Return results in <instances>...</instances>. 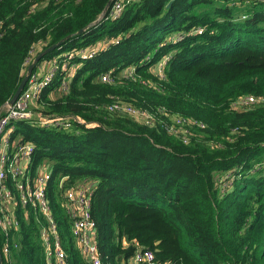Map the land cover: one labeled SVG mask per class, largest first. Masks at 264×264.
<instances>
[{"label":"trees","instance_id":"obj_1","mask_svg":"<svg viewBox=\"0 0 264 264\" xmlns=\"http://www.w3.org/2000/svg\"><path fill=\"white\" fill-rule=\"evenodd\" d=\"M109 2L0 0V109L32 57L67 35L32 70L71 49L118 41L74 59L66 91L59 57L37 96L33 110L84 123L17 121L11 132L33 145V166H50L47 197L68 263L87 264L63 192L94 181L90 212L102 264H131L137 249L152 250L161 264H264V106L232 108L238 96H264V0H136L114 19L106 18ZM174 33L182 38L168 40ZM130 65L135 79L123 76ZM110 70L113 82H101ZM113 101L152 118L110 112ZM174 116L204 126L188 122L172 134ZM22 212L12 264H45L42 218Z\"/></svg>","mask_w":264,"mask_h":264},{"label":"built area","instance_id":"obj_2","mask_svg":"<svg viewBox=\"0 0 264 264\" xmlns=\"http://www.w3.org/2000/svg\"><path fill=\"white\" fill-rule=\"evenodd\" d=\"M136 0H111L106 11V18L114 19L121 15L127 4ZM202 28L196 29L201 34ZM182 38L180 34H172L168 40L177 41ZM109 42H118L112 39ZM108 42V43H109ZM107 43V44H108ZM107 44L96 42L89 46L71 49L52 61L32 70L24 85V88L13 103L7 101L0 109V253L9 264H12L11 252L19 247L15 241V234L20 230V221L17 209L20 207L23 216L26 217L28 210L35 211L42 218L40 238L42 241L45 264H69L66 252L58 233L57 223L47 197V183L51 177V169L47 162L37 166L32 165L34 147L32 144L22 141L19 137H11L13 124L17 121L32 122L38 125L69 127L70 121L84 123L77 116H47L40 111L33 110L36 107V99L41 90L53 79L59 67L58 58L62 57L61 68L64 70L63 80L59 87L66 91L69 80L75 73L78 63L74 59H91L97 52L105 49ZM170 55H164L157 64L155 72L162 74L165 63ZM146 59H149L146 56ZM135 67L130 65L124 68L123 76L135 79L137 76ZM99 80L104 83H112L110 71L99 74ZM254 105L264 106V96L251 94L238 96L232 102V108L240 109ZM106 109L110 112H120L126 115L140 117L143 120L151 119L152 116L130 104L121 101L109 103ZM204 125L197 121H188L180 116H174L172 123L168 125V131L172 134L180 133L187 123ZM91 126L93 123H86ZM63 176L61 182L66 180ZM92 181L68 186L63 192V206L71 220V235L79 254L87 264H102L98 247L94 240L95 221L91 216V194L94 187ZM93 183V182H92ZM94 184V183H93ZM132 264H161L156 262L155 255L149 249H137L132 258ZM162 264H173L164 262Z\"/></svg>","mask_w":264,"mask_h":264},{"label":"water","instance_id":"obj_3","mask_svg":"<svg viewBox=\"0 0 264 264\" xmlns=\"http://www.w3.org/2000/svg\"><path fill=\"white\" fill-rule=\"evenodd\" d=\"M110 5V2L108 4V6ZM107 6V8H108ZM84 30H79L78 33L82 32ZM68 38H70V35H67L66 37H64L63 39H61L58 43L52 44L50 46H48L47 48H45L43 51H41L40 53H38L35 58L33 59V61L29 64V66L27 67L26 73L24 74V76L22 77L16 91L14 92L13 96L11 97V99L9 100V103H13L14 100L17 98V96L20 94V92L22 91V89L24 88V85L28 79V76L30 75L32 69L34 68L35 64L48 52L54 50L56 47H58L63 41L67 40ZM0 264H2V256L0 253Z\"/></svg>","mask_w":264,"mask_h":264},{"label":"rangeland","instance_id":"obj_4","mask_svg":"<svg viewBox=\"0 0 264 264\" xmlns=\"http://www.w3.org/2000/svg\"><path fill=\"white\" fill-rule=\"evenodd\" d=\"M245 17H246L245 15H242V16H241L242 19L245 18ZM175 34H176V33H175ZM110 40H112V38H106V39H103V40H99L98 42L101 43V44H107ZM95 43H96V42H95ZM95 56H96V55H95ZM33 58H34V57H32V61H33ZM32 61H30V63H31ZM30 63H29V64H30ZM28 66H29V65H28ZM28 66H27V67H28ZM26 70H27V68H26ZM25 73H26V71H25Z\"/></svg>","mask_w":264,"mask_h":264},{"label":"crops","instance_id":"obj_5","mask_svg":"<svg viewBox=\"0 0 264 264\" xmlns=\"http://www.w3.org/2000/svg\"><path fill=\"white\" fill-rule=\"evenodd\" d=\"M92 182H93L94 184H93ZM92 182H91V185L94 187V186H95V182H94V181H92ZM131 264H132V262H131Z\"/></svg>","mask_w":264,"mask_h":264}]
</instances>
